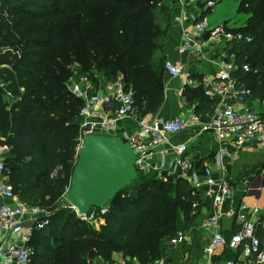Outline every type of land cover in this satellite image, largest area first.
<instances>
[{"label":"trees","instance_id":"1","mask_svg":"<svg viewBox=\"0 0 264 264\" xmlns=\"http://www.w3.org/2000/svg\"><path fill=\"white\" fill-rule=\"evenodd\" d=\"M167 1L0 0V76L10 82L13 98L10 104L0 89V136L12 146L6 174L23 201L52 209L69 187L84 104L69 90L73 78L112 81L122 74L142 117L164 101L165 64L154 57L170 25ZM239 10L251 15L250 24L233 27L244 38L230 50L250 71L234 74L253 98H262L264 0H241ZM183 93L196 114L212 115L214 102L202 86L187 85ZM36 190L41 201L28 197ZM108 207L97 225L74 212L55 213L57 222L52 217L35 233L33 264H88L93 249L108 264H120L115 252L123 254V264H131L128 257L149 264L161 257L162 243L178 235L182 218L189 223L201 214L202 195L186 179L151 178L121 191Z\"/></svg>","mask_w":264,"mask_h":264},{"label":"built area","instance_id":"2","mask_svg":"<svg viewBox=\"0 0 264 264\" xmlns=\"http://www.w3.org/2000/svg\"><path fill=\"white\" fill-rule=\"evenodd\" d=\"M173 1L178 2L181 8L180 14L174 18L175 22L183 23L186 19L192 20L191 28L184 31L179 46L181 53L191 52L203 57L211 44L232 43L244 38L242 32L234 30L225 23L212 27L206 18H201L198 11L189 15L188 8L201 9L198 5L199 0ZM214 5L213 0L207 2L208 7ZM206 33L210 34L208 39L204 38ZM7 51H12L20 57V52L11 48H5L2 52ZM215 62L217 72L205 81L202 89L204 95L214 102V112L207 120L194 111L172 119L158 116L148 119L140 118L134 92L126 88L125 77L122 74L112 81H103L102 91L95 95H88V90L100 81L101 76L96 75L99 81L92 80L89 76L72 80L69 85L71 94L84 102L80 111L76 158L83 147L85 135L96 132L119 135L117 128L121 121L138 118L136 132L121 134L137 154L135 167L138 172L150 173L153 170H159L162 173L169 165L177 174V178L186 179L197 190L206 186V193L211 195L214 201V212L206 216L201 223L204 231L211 232L207 251L213 253L218 247L224 245L237 249L249 239L243 254L252 258L254 264L264 263V221L261 222L259 218L256 221L249 219L247 215L229 206V203L234 200L235 188L225 177L227 166L224 163L225 157L229 155L226 148L229 143L236 145L257 143L264 146V97L258 98L262 107L261 112L251 108L239 110L230 102V98L234 95L252 96V92L240 83L234 72L241 68L248 72L250 67L248 64L238 65L234 54L230 57H219ZM165 68L172 76L186 78L189 84L194 83L191 74L172 61L166 60ZM9 86L10 82L0 76V89L12 98ZM193 126L199 129L196 135L210 132L220 145L214 162L217 171L211 165L204 166L202 170L195 167V159L188 152L189 141L180 143L172 141L173 136ZM165 145V148H159ZM11 151L10 144L0 143V174L4 176L0 182V264H33L36 254L33 245L35 233L50 225L52 214L50 208L23 201L16 192L15 186L6 174V162ZM170 152L175 154L171 162L167 156ZM159 177L166 179L167 176L161 174ZM242 191L248 193L251 188L248 187ZM247 207L246 204H242V209ZM72 208L82 221L89 223L97 222L99 217L107 213L109 209L107 205L103 208H93L87 214H80L75 207L72 206ZM252 209L253 215L257 216L260 213L259 207ZM223 218L235 219L241 225L240 230L230 239H226L221 231ZM258 224L262 227L260 237L255 234ZM183 240L184 235L179 232L175 238L168 240L165 244L168 248L174 249Z\"/></svg>","mask_w":264,"mask_h":264},{"label":"crops","instance_id":"3","mask_svg":"<svg viewBox=\"0 0 264 264\" xmlns=\"http://www.w3.org/2000/svg\"><path fill=\"white\" fill-rule=\"evenodd\" d=\"M208 1L210 0H201L202 5L200 10L191 7L187 9V13L190 15L192 12L198 11L199 14H201V18L202 14H204L205 16L203 18H206L212 27L224 23L231 27H240L235 20L228 16L227 8H223L222 11L218 9L222 8V6L224 7L226 2H228L227 0H219L217 3L213 0L215 2L213 7L207 6ZM222 1L224 2L221 5H218V3ZM233 1L234 4L232 5L235 8V11L239 13L241 0ZM167 6L170 13V25L163 38L162 47L155 54L154 61L155 63H163V66L166 60L172 61L175 65L181 66L185 72H189L194 83L189 84L186 78L182 79L180 77L172 76L164 67L165 98L156 111L145 117L147 119L155 116L164 119H172L194 111V107L189 105L187 98L183 93L184 88L189 85L193 88L202 86L203 89L205 81L212 78L217 72L218 68L215 62L217 58L224 56L230 57L234 54L230 50V43L211 44L207 49L206 55L203 57L196 56L191 52L181 53L179 51V46L182 42L184 31L191 28L192 20L186 19L183 23L175 22L174 18L181 12L180 4L176 1L168 0ZM188 18L191 17L188 16ZM103 81H105V79L102 77L99 82L95 83L88 90V95H95L98 92H101ZM3 92L5 93V98L11 104L13 99L9 97L4 90ZM230 102L235 104L239 110L251 108L258 112L262 111L259 99H255L252 96L234 95L230 98ZM140 118L143 117L140 116ZM137 120L138 118H128L125 121H121L117 128L119 135L136 132L138 130ZM198 130L197 126H193L188 130H184L173 136L172 141L177 143L189 141L188 152L192 158L195 159V167L202 170L204 166L211 165L213 166V169L217 171L214 162L216 161V154L220 145L215 141L212 133L204 132L196 135ZM3 140L4 139L0 136V143H6ZM163 147L165 148L166 145L159 148ZM226 148L229 155L226 156L224 160V163L227 166V172L225 173L226 175H224L235 188L233 196L234 200L229 203V206H233V208L239 210L240 213L247 215L249 219L256 221L259 218L261 222L264 221V146L258 145L257 143H244L241 145L229 143L226 145ZM167 156L171 162V160L174 159L175 154L170 152ZM196 161H198L199 165ZM170 162L168 164H170ZM151 173L153 177H159L161 174H163V176L169 174L174 178H177V174L169 165L162 173L159 170H153ZM3 177L4 176L0 174V182ZM248 187L251 188V191L244 193L242 189ZM199 191L202 195L201 214L189 223L184 222L183 218L180 220V232L184 235V240L174 249L168 248L165 244L168 240H165L162 243L161 257L149 264H254L252 258L246 257L243 254L244 247L249 243V239L245 240L237 249H232L227 245H224L218 247L213 253L207 251L211 232L204 231L201 227V223L206 216H209L214 212V201L213 197L206 193V186L201 187ZM242 204H246L248 207L242 209ZM253 207L260 208V213L257 216L252 214ZM259 226L261 225L258 224V227ZM240 228L241 225L235 219L223 218L221 231L226 239H230L234 233L240 230ZM260 231L262 234V227ZM255 234L257 237L261 236L257 235V231ZM96 256H93V264H96ZM113 259L120 264H123L126 261L125 257L120 252H115ZM127 260H131V264H142L137 258L131 259L128 257ZM106 263L108 264V262Z\"/></svg>","mask_w":264,"mask_h":264},{"label":"water","instance_id":"4","mask_svg":"<svg viewBox=\"0 0 264 264\" xmlns=\"http://www.w3.org/2000/svg\"><path fill=\"white\" fill-rule=\"evenodd\" d=\"M209 36L206 33L204 38ZM136 158L135 150L121 135L107 132L85 135L64 198L80 214L107 206L138 180Z\"/></svg>","mask_w":264,"mask_h":264},{"label":"rangeland","instance_id":"5","mask_svg":"<svg viewBox=\"0 0 264 264\" xmlns=\"http://www.w3.org/2000/svg\"><path fill=\"white\" fill-rule=\"evenodd\" d=\"M216 3L217 1L219 0H214ZM228 2H226V5L222 8H218L220 11L223 10V8H227V14L228 16H230L231 19L235 20V22L238 23V26L240 25V27H245V26H248L249 23V19L251 18V15L249 13H247V11H244V10H241V14L240 12L238 13L237 11H235V8L233 7L232 4H234V1L233 0H227ZM238 1V0H237ZM224 1L218 3V5H221ZM239 3V2H238ZM228 4V6H227ZM220 7V6H218ZM217 9V8H216ZM3 49L5 48H1V52L3 51ZM3 53V52H2ZM79 63H77L75 66H74V69H75V72H77V68H79ZM76 80V79H79V78H73L72 80ZM71 80V82H72ZM25 88H21V91H24ZM140 114L138 113V116ZM166 176H169V175H166ZM151 178H159L161 179V177H153L152 173H144V172H140L139 171V178L138 180L130 187H128L126 190L127 192H130L131 190L141 186L142 184H144L145 182H147L149 179ZM29 195V194H28ZM29 198H31L32 200H35V201H41V192L40 190H36V191H33L31 192V194L28 196ZM65 210V213H68V212H74V214L77 216L76 212L73 210L72 208V205L64 198V196L59 200V202L52 206V209L50 211V213L52 214V217L53 216H58L56 215L55 213H59L61 211ZM51 217V219H52ZM54 218V217H53ZM55 220V223L57 222V220L54 218ZM99 221L97 222H92V225L94 224H98ZM52 243H55V241H52ZM115 253H113L114 255ZM97 255V256H96ZM112 255V256H113ZM93 256H96V264L97 263H100V264H107L106 262H104L105 260L103 258H101L99 256V254L97 253L96 250H91V252L89 253V259H88V264H93Z\"/></svg>","mask_w":264,"mask_h":264}]
</instances>
